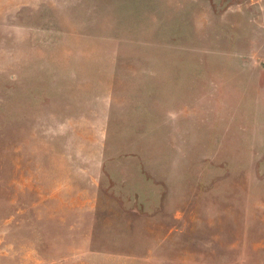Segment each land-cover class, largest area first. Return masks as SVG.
<instances>
[{
	"label": "rangeland",
	"instance_id": "rangeland-1",
	"mask_svg": "<svg viewBox=\"0 0 264 264\" xmlns=\"http://www.w3.org/2000/svg\"><path fill=\"white\" fill-rule=\"evenodd\" d=\"M0 264H264V0H0Z\"/></svg>",
	"mask_w": 264,
	"mask_h": 264
}]
</instances>
